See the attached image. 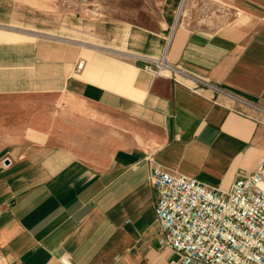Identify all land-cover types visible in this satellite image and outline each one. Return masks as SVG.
Masks as SVG:
<instances>
[{
    "label": "crops",
    "instance_id": "1",
    "mask_svg": "<svg viewBox=\"0 0 264 264\" xmlns=\"http://www.w3.org/2000/svg\"><path fill=\"white\" fill-rule=\"evenodd\" d=\"M178 2L158 0L144 22L105 35L104 49L0 33L6 264H170L179 254L162 244L152 165L223 190L255 171L264 154V0H186L168 49L172 64L258 109L149 69Z\"/></svg>",
    "mask_w": 264,
    "mask_h": 264
},
{
    "label": "built area",
    "instance_id": "2",
    "mask_svg": "<svg viewBox=\"0 0 264 264\" xmlns=\"http://www.w3.org/2000/svg\"><path fill=\"white\" fill-rule=\"evenodd\" d=\"M181 3L175 10L164 51L146 58L149 69L156 75L170 73L177 82L178 77L190 78L194 91L205 87L239 107L258 109L239 93L168 60L169 45L183 13ZM150 181L158 193L155 213L162 244L179 254L170 264H264V154L253 173L238 175L227 190L156 162Z\"/></svg>",
    "mask_w": 264,
    "mask_h": 264
},
{
    "label": "rangeland",
    "instance_id": "3",
    "mask_svg": "<svg viewBox=\"0 0 264 264\" xmlns=\"http://www.w3.org/2000/svg\"><path fill=\"white\" fill-rule=\"evenodd\" d=\"M157 1L0 0V33L9 32L12 40H64L104 49L112 46L105 35L144 22ZM0 264H6L1 254Z\"/></svg>",
    "mask_w": 264,
    "mask_h": 264
},
{
    "label": "bare ground",
    "instance_id": "4",
    "mask_svg": "<svg viewBox=\"0 0 264 264\" xmlns=\"http://www.w3.org/2000/svg\"><path fill=\"white\" fill-rule=\"evenodd\" d=\"M186 0H183L181 8L183 9Z\"/></svg>",
    "mask_w": 264,
    "mask_h": 264
}]
</instances>
